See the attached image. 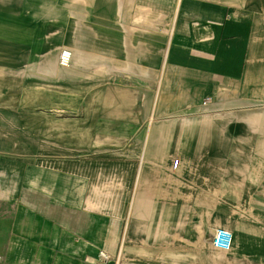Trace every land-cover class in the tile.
Listing matches in <instances>:
<instances>
[{"label": "crops", "instance_id": "crops-1", "mask_svg": "<svg viewBox=\"0 0 264 264\" xmlns=\"http://www.w3.org/2000/svg\"><path fill=\"white\" fill-rule=\"evenodd\" d=\"M0 264H264V0H0Z\"/></svg>", "mask_w": 264, "mask_h": 264}, {"label": "built area", "instance_id": "built-area-1", "mask_svg": "<svg viewBox=\"0 0 264 264\" xmlns=\"http://www.w3.org/2000/svg\"><path fill=\"white\" fill-rule=\"evenodd\" d=\"M71 59V51L69 49H62L59 53V64L62 66H68ZM206 102V101H205ZM178 159L173 161V169H176ZM210 245L217 250L226 251L230 249L232 242V233L225 228H215L210 236ZM100 259L106 261L108 256L104 252L99 253Z\"/></svg>", "mask_w": 264, "mask_h": 264}]
</instances>
